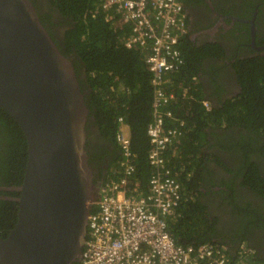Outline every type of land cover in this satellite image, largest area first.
Instances as JSON below:
<instances>
[{
    "label": "trees",
    "instance_id": "1",
    "mask_svg": "<svg viewBox=\"0 0 264 264\" xmlns=\"http://www.w3.org/2000/svg\"><path fill=\"white\" fill-rule=\"evenodd\" d=\"M63 17L72 20L64 31L61 43L54 42L65 56H73L75 73L80 88L85 92L89 118L102 136L111 139L119 154L111 157L106 169L108 179H118L113 169L122 154L117 141L119 118L127 127L135 170L129 180L131 187L147 193L152 168L148 162L150 142L147 127L152 120L151 73L145 63L146 52L126 46L130 24L122 23L119 12L103 8L106 0H51ZM41 21V20H40ZM120 23L123 25L118 26ZM113 24L117 25L116 27ZM183 64L168 75V89L174 99L170 104L172 115L179 120L167 119L169 128L180 132L179 142L172 138L164 152L172 176L181 185V198L173 215L167 217V231L176 244L197 247L213 242L215 218L211 217L206 203L198 198L202 162L201 148L205 142V128H228L243 125L254 133L264 135V63L252 59L237 79L238 96L229 107L206 109L202 87L196 79L195 63L202 54L186 42L180 43ZM182 121V126H180ZM0 127L7 142L5 172L0 173V186H19L22 183L27 159L26 140L18 124L0 109ZM0 128V129H1ZM244 185L256 193H263L259 173H251ZM261 179V178H260ZM8 197L19 193L1 191ZM18 203L0 199V238L7 236L17 218ZM220 246L222 244H219ZM228 255L229 264H264L258 257L246 258L240 254ZM80 264V263H79Z\"/></svg>",
    "mask_w": 264,
    "mask_h": 264
},
{
    "label": "water",
    "instance_id": "2",
    "mask_svg": "<svg viewBox=\"0 0 264 264\" xmlns=\"http://www.w3.org/2000/svg\"><path fill=\"white\" fill-rule=\"evenodd\" d=\"M73 58L61 53L32 0H0V109L20 127L22 183L0 238V264H79L96 198L86 151L89 109Z\"/></svg>",
    "mask_w": 264,
    "mask_h": 264
},
{
    "label": "flooded vegetation",
    "instance_id": "3",
    "mask_svg": "<svg viewBox=\"0 0 264 264\" xmlns=\"http://www.w3.org/2000/svg\"><path fill=\"white\" fill-rule=\"evenodd\" d=\"M32 2L52 39L61 43L72 20L63 17L51 0ZM182 13L186 35L180 43L184 47L189 42L202 54L195 63L196 79L208 109L228 108L240 92L239 68L243 70L252 59L264 63V0H182ZM86 128V151L97 197L109 161L119 151L91 118ZM202 131L205 160L199 169L198 198L215 218L213 242L222 244L230 255L264 259V194L244 185L246 175L250 179L251 173H259L264 190V135L238 124ZM3 138L1 128L0 173L8 162ZM4 197L8 196L0 194V199L7 200Z\"/></svg>",
    "mask_w": 264,
    "mask_h": 264
},
{
    "label": "built area",
    "instance_id": "4",
    "mask_svg": "<svg viewBox=\"0 0 264 264\" xmlns=\"http://www.w3.org/2000/svg\"><path fill=\"white\" fill-rule=\"evenodd\" d=\"M103 8H115L122 23L130 24L126 46L146 52L153 89L152 120L147 127L153 172L147 193L131 187L133 154L119 118L122 158L113 169L118 179H108L92 202L80 264H229L223 246H182L167 231V217L174 214L181 198V185L164 157L172 138L178 143L180 135L168 127L167 119L179 122L169 108L174 95L168 89V75L183 64L180 41L186 28L181 0H106ZM203 106L208 108V103L204 101Z\"/></svg>",
    "mask_w": 264,
    "mask_h": 264
},
{
    "label": "rangeland",
    "instance_id": "5",
    "mask_svg": "<svg viewBox=\"0 0 264 264\" xmlns=\"http://www.w3.org/2000/svg\"><path fill=\"white\" fill-rule=\"evenodd\" d=\"M122 129H123L124 134H127V127L124 124L122 125Z\"/></svg>",
    "mask_w": 264,
    "mask_h": 264
},
{
    "label": "clouds",
    "instance_id": "6",
    "mask_svg": "<svg viewBox=\"0 0 264 264\" xmlns=\"http://www.w3.org/2000/svg\"><path fill=\"white\" fill-rule=\"evenodd\" d=\"M181 4H182V0H181ZM206 100V99H205ZM204 102V101H203ZM207 103H208V101H206ZM203 105V104H202ZM208 108H209V106H208ZM208 108H206V109H208ZM219 245V244H218ZM222 246V245H221Z\"/></svg>",
    "mask_w": 264,
    "mask_h": 264
},
{
    "label": "crops",
    "instance_id": "7",
    "mask_svg": "<svg viewBox=\"0 0 264 264\" xmlns=\"http://www.w3.org/2000/svg\"><path fill=\"white\" fill-rule=\"evenodd\" d=\"M207 101V100H206ZM209 106V105H208Z\"/></svg>",
    "mask_w": 264,
    "mask_h": 264
},
{
    "label": "bare ground",
    "instance_id": "8",
    "mask_svg": "<svg viewBox=\"0 0 264 264\" xmlns=\"http://www.w3.org/2000/svg\"><path fill=\"white\" fill-rule=\"evenodd\" d=\"M179 136V135H178Z\"/></svg>",
    "mask_w": 264,
    "mask_h": 264
}]
</instances>
